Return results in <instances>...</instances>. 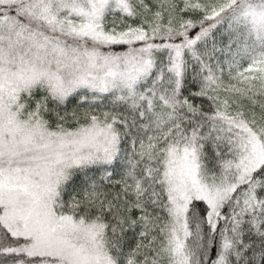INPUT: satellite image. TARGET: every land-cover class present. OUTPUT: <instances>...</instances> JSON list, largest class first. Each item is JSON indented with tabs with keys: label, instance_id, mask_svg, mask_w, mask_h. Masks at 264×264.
<instances>
[{
	"label": "snow or ice",
	"instance_id": "snow-or-ice-1",
	"mask_svg": "<svg viewBox=\"0 0 264 264\" xmlns=\"http://www.w3.org/2000/svg\"><path fill=\"white\" fill-rule=\"evenodd\" d=\"M0 264H264V0H0Z\"/></svg>",
	"mask_w": 264,
	"mask_h": 264
}]
</instances>
